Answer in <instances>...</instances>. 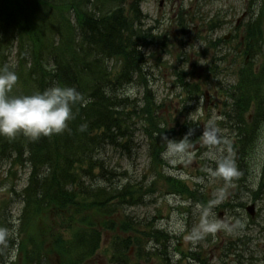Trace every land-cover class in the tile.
<instances>
[{"label": "rangeland", "instance_id": "rangeland-1", "mask_svg": "<svg viewBox=\"0 0 264 264\" xmlns=\"http://www.w3.org/2000/svg\"><path fill=\"white\" fill-rule=\"evenodd\" d=\"M2 9L3 6L1 7L0 3V10ZM140 12L143 16L141 27L147 32L142 45V51L145 53L147 60L143 64L140 73L142 78L145 79L147 88H149L153 102L156 105V120L164 123L169 128L175 126V124L187 123V121L181 122V120L186 119L190 115V120H193L195 123L197 121L195 128L204 131L207 130L209 122H213L217 128H219L217 120L222 124L225 123L223 120L226 121L225 124H231L232 121L228 117H223L222 119V116L220 115L219 117L218 115L221 114L220 112L223 109L230 114L229 105H231L232 101L227 93L238 80L236 75L239 74V70L242 68L243 60L245 59V56L243 54L240 55V52H237V56L234 49L238 46L236 43L242 34L243 24L253 19H261V24L264 25V0H142ZM243 13H247V15L242 20L241 16H243ZM57 17L60 18L61 16ZM179 18L184 22L185 27L187 25L186 29L184 28L183 30L181 27L178 28L176 26L178 25ZM211 19L219 22L221 24L220 27L215 30L208 29L206 23ZM239 19H241V26L236 30L234 29V25ZM40 21H42L41 24L37 19L38 26L42 29V32H45L43 45L44 49L47 50L46 54L48 55L49 51H53L48 57V59L51 58L52 62V56L58 47V45L56 47L58 36L57 34L50 35V31L56 28H52L53 24L56 25V20L53 19L52 23H50V21L46 22L44 17L40 16ZM0 24H2L1 21ZM0 32V36H2V31L0 30ZM227 35H229L228 38L231 35L230 41L223 40V37ZM53 38L54 43L51 48V40ZM48 39H50V49H48ZM215 39L219 42V45L211 47L207 41ZM6 45H9L8 37H6ZM215 48L217 49L215 50ZM4 56L9 62L8 64H15V43H13L12 50L10 52L7 50ZM260 62L261 60L255 61L256 64H260ZM211 64L214 68L208 71V67ZM17 69L18 67L14 68L16 74L18 73ZM177 71H184L190 75L186 79V82L199 88V91L196 93L199 95L198 99L192 98L184 101L186 94L184 93V87L181 86L176 77ZM140 73L137 76V84L133 85L135 86V91L132 95H129L130 100L137 106H143L144 104L143 83L142 80H139L141 79ZM20 87L21 84L17 83L11 95H15L16 90H19ZM179 112H182V115ZM241 112H243V109ZM134 127L136 128V143H131L130 145L132 148L135 146L138 149H135L136 153L131 158L132 160H129L126 154L122 155L115 152H109L105 158L108 157L113 162L112 165L116 164L117 170H126L129 173L128 177L121 176L118 179L124 180L123 182L125 183L131 182L134 189L136 187L138 189H145L150 185H155L156 191L154 193H145L146 197L143 199V204L125 207L121 210L119 218L129 216L134 222L138 221L139 224L146 225L149 220H153L165 225L166 228L164 230L172 233L173 237H171V241L166 246L169 259L164 264H197L189 262L190 259L181 254L180 251L187 252L189 249V241L187 238L183 241L181 232L188 225L192 227L198 223L200 221V214H197L195 208L188 206L187 201L185 202L184 199H176L166 194V185L163 179L157 176L156 172L165 176L175 175V169L180 166V161H183V157H185L183 161L185 169L182 172L181 179H184L188 186L192 187V180L190 179L192 174L196 173L198 169L204 170L203 163L210 161L205 158V153L212 152L217 156H223L225 149L222 146L210 148L207 145H203V151L193 152L192 145L197 140H200L198 143L201 144L204 141V137L202 136L196 138L193 142L186 143L191 146L188 155L166 158L163 155L165 152L162 156L159 154L162 153L161 147L155 150L148 147L150 140H146L144 131H141V124H135ZM192 130L193 127L191 126L185 132L192 133ZM227 131L226 128L222 129L224 133ZM262 140H264V129L262 135H259L254 140L250 153L246 156V164L249 169V180L245 183L246 187H254L259 182L264 181V159H261L257 154L258 144ZM231 152H234V150L232 149ZM161 157L168 162V165H165L164 169L160 168L159 164L155 162L157 160L161 161ZM257 169L259 170L257 171ZM10 170L11 168L8 165L0 167V221L5 223L3 221V212L6 211L11 220H7L5 227H12V229H8L6 234L18 240L11 248L4 251L6 255L0 259V264H21L24 261V252H21L19 249L20 235L18 234V228L21 221L17 219H20L19 216L21 215L19 213H22L23 202L21 198H15V192H21L26 186L28 171L22 169L15 170L14 168H12L11 172ZM115 174H117L116 171ZM201 175L203 174L198 172L196 177H202ZM100 183L101 185H105L106 181ZM124 185L126 186L127 184ZM117 187H122L121 181ZM218 187L220 191H215ZM208 190H211L213 196L221 194L226 197L230 192L227 191V183L219 177L215 180L211 179L206 184L205 191L207 192ZM232 194L233 192H230V196ZM250 199L251 196L248 195L241 199L240 202L246 204L249 203ZM121 208L122 206L119 207V209ZM246 216L245 212V220L248 221V216ZM54 219V216L46 219L43 222L45 228L50 229ZM214 219L216 218L214 217ZM257 221H259L261 227H264V216H262V213L261 218H258ZM220 226H224V224H220ZM245 228V234L249 235L248 232L252 229V225L245 226ZM194 230L195 228L192 229V232L195 234ZM97 231L101 233L100 249L90 264H111L113 263L110 262L111 248L113 247L110 241L112 232H103L102 234L101 227ZM197 232L198 235L201 234V231L197 230ZM204 236V239H202L198 246L202 247V249L205 247L207 254L206 264H216L215 257L218 252L209 249L211 247L210 243L215 239L212 238L214 235L205 234ZM220 238H224L222 233L217 235L218 241ZM262 238H264V233ZM247 246L256 247L257 254L259 253V255L264 256V239L259 241L254 240L248 243ZM159 248L162 250V247L159 246ZM40 249L41 252L44 251V249L38 247L37 240L32 241L27 246V251L35 255L40 252ZM135 252L133 248L129 251V264H145L136 258ZM159 255L160 258L164 259V254L161 255V252H159ZM19 256L20 260L18 259ZM212 258L213 260H211ZM228 263H230V260Z\"/></svg>", "mask_w": 264, "mask_h": 264}, {"label": "trees", "instance_id": "trees-1", "mask_svg": "<svg viewBox=\"0 0 264 264\" xmlns=\"http://www.w3.org/2000/svg\"><path fill=\"white\" fill-rule=\"evenodd\" d=\"M106 1L110 3L108 5L110 7L103 11L104 14L101 17L100 26L88 27L80 23V20L77 23V36L72 37L73 45L68 42L67 38L62 39L57 35L56 47L57 45L58 47L52 56V62L50 58L48 62L44 60L45 63H43L42 58H48L53 51H49L48 55L46 54L47 50L44 49L43 45L45 32H42V29L38 26L37 19L41 24L40 16L49 15L52 8L48 6L45 0L0 1L1 7L3 6V9L0 10V21L2 23L0 24V30L2 31V36H0V61L8 62L4 55L7 50L9 52L12 50L13 43H15L16 59L14 65L18 67V83L21 84V87L16 90L14 96L30 95L35 91H43L52 86L69 87V84L61 79L59 75H57L58 78H53L47 68L55 71L59 64L62 66L71 63L70 65L73 66L75 71L79 72L80 76L87 75V77H83L79 81L80 85L87 87L86 89L81 88V91L93 89L91 94H94L95 91L97 94L100 91H104L106 103L115 105L116 109H118L119 105H122L124 100L129 99L124 94V87L132 85L136 81L137 75L141 72L143 64L146 62L145 54L142 53L141 49L137 51L135 47L136 43L143 45V41L147 36V32L141 27L142 14L140 12V4L142 0H119L117 5L113 0ZM56 15L59 16L57 11ZM57 16L52 17V20H56ZM60 18L63 19L62 15ZM52 20H49L50 23H52ZM179 25H182L181 28H185L183 22L179 23ZM207 26L211 29L214 25L210 22ZM52 28L58 29L55 24L52 25ZM249 32V38L255 39L258 32H252V29ZM6 37L9 38V45H6ZM49 41L50 39H48V49H50ZM53 43L54 38L51 40V48ZM80 65L89 66V68L84 70L82 66L80 69ZM1 67L4 66L2 65ZM114 68H118V70ZM177 76L179 82L183 84L185 75L177 72ZM263 76H256L252 69L248 71L243 68L240 71L239 79L241 78L245 86L241 90H245L248 95H250V90H252L264 97ZM115 83L122 84L123 88L120 92L115 88ZM143 84L145 86V99H147L149 90L145 82ZM83 92L82 94L85 95ZM91 94H87L84 97L89 98L88 96ZM245 97L244 94L240 95V101L237 106H246ZM249 100L246 99L247 104ZM146 106L145 104V107L140 109V113L128 111V109H120L119 113L114 114L112 118H110L109 114V116H105L106 118L103 117L105 119L104 123L96 126V131L87 130L86 136L94 142H104L111 138L113 134L116 137L119 133L132 136L133 124H137L139 121L151 144L156 145L157 148H163L164 145L162 146L159 143L164 128L157 122L152 109L149 106L146 108ZM110 124H114L115 128H110ZM238 124H242V116H239ZM78 133L76 128L71 127L67 130V133L64 131L60 134H53L50 135V138L55 142L64 143L72 136H78ZM170 133H174V131L172 130ZM21 135V139L12 144L13 151H22L23 149L26 151L29 147L30 154H34V147L36 144H40L39 140H31L23 134ZM61 137H63V140H61ZM170 137L174 136L170 135ZM129 145L124 141L121 143L122 148L129 147ZM99 150L102 149L93 150L92 152L94 153H90L91 156L87 154L84 157L79 154L78 158L76 154L68 153L69 156L76 158L71 161V173L80 171L84 176H87H82L78 182L74 180L77 176L76 173L73 174L76 176L71 181H67L63 177V170H60L59 165L54 163V161H57L56 157H54V161H46L45 174L52 179L49 185L54 186L49 195L54 193L48 198L44 194L38 193L34 188V184L22 190V193L26 194L22 196L24 207L25 205H32L42 212L55 215L62 220L63 225L70 231V236L66 239L60 232L55 234L59 230L50 232L43 224L38 225L39 217H31L34 224L28 225L25 229L26 237L23 238L20 244L27 257L30 255L39 263L41 256H34L32 253H28L26 248L34 240L39 241L38 244L41 247L47 237L50 238V244L47 249L58 255L60 264H84L98 249L99 233L96 229V220H99L106 213L108 215L111 203H120V201L123 200L124 202L125 200L123 195H121L120 201L117 202L116 197L113 195L116 192H121V189L112 185L109 181L107 185L110 187L109 189L101 187L99 192L91 195L84 194L80 188L81 185L88 183L90 178L94 179L95 176L91 173V170L96 165L93 163L100 160L95 159L93 155ZM1 156L5 157V153L2 150L0 151ZM14 163V160L12 161L10 158L5 157L0 161V166L8 164L13 168ZM111 175L113 176L114 173ZM28 197L31 199H28ZM90 217L95 220V223L90 220ZM115 254H117V251Z\"/></svg>", "mask_w": 264, "mask_h": 264}, {"label": "bare ground", "instance_id": "bare-ground-1", "mask_svg": "<svg viewBox=\"0 0 264 264\" xmlns=\"http://www.w3.org/2000/svg\"><path fill=\"white\" fill-rule=\"evenodd\" d=\"M48 3V6L52 8L50 11L51 13L49 15H46L44 19L46 22L49 20H52V17L57 16V13L62 17L63 19L56 18V26L58 29H54L53 31H50L51 34H57L62 39L67 38L68 42L72 43V37H76V30H77V23L80 21V23H83L84 25H87L88 27H97L100 26V23L102 22V15L104 14L103 11H105L110 5L106 0H45ZM115 1L116 5L118 4L119 0H113ZM49 11V10H48ZM47 13V12H45ZM48 14V13H47ZM49 25V24H47ZM135 47L138 50L141 49L142 44L136 43ZM8 55V54H7ZM10 55V54H9ZM46 58V59H45ZM54 58V57H53ZM43 63L45 61L48 62V58L44 57L42 58ZM45 60V61H44ZM0 68L2 65H10L9 62L0 61ZM71 64V63H70ZM70 64H64L61 66L59 64L56 68V70H52L51 68H47L48 72L53 75V78L61 77L66 83L69 84V87L75 88L83 97L87 94H91L93 89H89L86 91H81L82 89H86L87 87L84 85H80L79 81L81 78L87 77V75H79L78 71L73 68ZM84 65V64H83ZM83 65H80L79 68L81 69ZM89 66H83L84 70H88ZM84 74V73H83ZM88 74V73H87ZM55 81V80H54ZM56 82V81H55ZM115 88L120 92L123 88L122 84L115 83ZM46 88V87H45ZM44 88V89H45ZM79 88V89H78ZM125 90V87H124ZM44 91V90H43ZM99 91V90H98ZM82 92L85 94L83 95ZM89 98L84 97L86 103L76 104L73 106V119L69 122L68 129L71 127H74L77 129L78 136H72L69 138L66 142H55L51 140L50 136H41L38 140L40 144H36L34 147V154H30V148L28 147L26 151L24 149L22 151H13L14 149L12 144L16 142L18 139H21L22 135L18 134L14 139H9L3 136H0V151L2 150L3 153H5L6 158H10L12 161L14 160L15 163L13 165V168L15 170H27L28 171V178H27V184L26 187L31 186L34 184L35 190L40 193L44 194L46 198L53 195L49 193L54 189V186L49 185L52 181L51 177L45 174V169L47 168L46 161H54V157H56L57 161H54V163L58 164L60 167V170L62 171L63 177L67 181H71L72 178L76 175H73L74 173L77 174L74 179L75 181L80 180L81 177H87L84 176L80 171L79 172H73L71 173L72 168L71 161L76 159L73 156H69V154H76L77 158L79 157V154L82 156H86L87 154L90 155V153L93 150H98L97 153L95 152V159L100 160L98 162H94L95 168H92L91 173L94 174V179L90 178V181L88 180V183L85 185H81V189L84 194L91 195L96 192L100 191V188L103 187L105 189H109L107 184L101 185L100 182L109 181L112 185L117 186L121 181V190H123V184H127L123 182L124 180L118 179L121 176L128 177L129 173L126 170H120L115 167L116 164L112 165L113 162L107 157L105 158L109 152H115L119 154H126L129 160H132L135 152V149H138V147L132 148L131 145L126 148L121 147L122 141L125 143L131 144L136 143V132H134V138L132 136H126L122 133H119L118 135L115 134L112 135L111 138H108L104 142H94L90 140L89 137L86 136L87 130L96 131V126H99L100 124L105 122V119L103 117L109 116L112 118L114 114L119 113L120 109H128L129 107L138 108L136 104H133L132 100L127 99L122 102V105L118 106V109H116L115 105H108L105 100V92L100 91L99 94L95 91L94 94H91L88 96ZM128 105V106H127ZM101 114V115H100ZM99 115V116H98ZM226 113L221 111V116H225ZM220 117V115H218ZM242 116L244 118H250L251 120L255 122H263V120L250 115L248 113H242ZM106 118V117H105ZM217 120V119H216ZM218 121V120H217ZM84 128L83 131H81V128ZM110 128H115L114 124H110ZM67 129V130H68ZM67 130L65 132L67 133ZM115 137V138H114ZM63 137H61V140ZM60 139V137H59ZM32 145V144H31ZM107 151V153H106ZM106 154V155H105ZM160 156H162V153H159ZM91 156V155H90ZM4 156L0 157V161H2ZM105 158V159H104ZM170 158V157H168ZM104 163V165H103ZM239 170L243 171L244 166L239 165ZM115 171L117 174H115ZM119 171V172H118ZM114 173L112 176L111 174ZM100 174V175H99ZM98 177V178H97ZM32 178V179H31ZM97 178V179H96ZM106 178H109L106 180ZM92 179V180H91ZM101 180V181H99ZM37 183V184H35ZM57 184V183H56ZM227 187H230L229 183H227ZM232 190L239 192L240 194L244 193L242 187H233ZM124 192H116L113 196L116 197L117 202L120 201V196ZM25 196L26 194H23L22 192L16 193L15 198H21L22 196ZM28 199H31L28 197ZM202 200V195L200 193H192L190 196V201L199 202ZM120 204L122 205H132L130 202H123L120 201ZM207 207H209L210 210H212L213 213L218 214L220 213V210L213 207L212 205L208 204ZM19 218L17 219L19 221H22L26 223L27 225H33L34 222L31 219L39 217L40 221L43 223L46 219H50L53 217L50 213L42 212L39 209H36L32 205H25V207L22 209V213H19ZM128 217V216H126ZM3 218L5 223L7 224V220H11L9 215L6 214V211L3 212ZM21 224V223H20ZM147 228H154L158 232V237L160 241L164 242L172 236V233H168L164 229L166 228L165 225L149 220L146 224ZM160 227V228H158ZM163 228V229H162ZM8 229H12V227H0V259L3 257L4 249L2 247L6 246V249L11 248L10 244H7L11 239L7 237V234L5 232L8 231ZM2 235H4L2 237ZM1 237L3 239H1Z\"/></svg>", "mask_w": 264, "mask_h": 264}, {"label": "clouds", "instance_id": "clouds-1", "mask_svg": "<svg viewBox=\"0 0 264 264\" xmlns=\"http://www.w3.org/2000/svg\"><path fill=\"white\" fill-rule=\"evenodd\" d=\"M15 65H5L0 68V136L14 139L18 134H23L31 140H38L41 136H50L63 133L68 129L69 122L73 119V106L85 104L84 97L72 87L52 86L44 91H35L30 95H10L18 83V76L14 70ZM135 86H125V94L132 95ZM84 128H81L83 131ZM219 129L213 122H209L204 131V143L211 147L220 143L218 140ZM189 132L187 136H190ZM183 139H172L168 143L166 152L168 157H181L187 155L190 145ZM257 154L264 159V140L257 147ZM205 158L216 165L210 174L221 178L225 183L238 179L240 172L235 158L231 155L217 156L215 153H205ZM259 169H257L258 171ZM204 231H213L211 225L205 226Z\"/></svg>", "mask_w": 264, "mask_h": 264}]
</instances>
